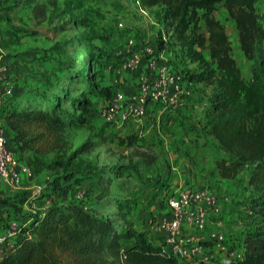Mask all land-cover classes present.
Instances as JSON below:
<instances>
[{"label":"rangeland","instance_id":"obj_1","mask_svg":"<svg viewBox=\"0 0 264 264\" xmlns=\"http://www.w3.org/2000/svg\"><path fill=\"white\" fill-rule=\"evenodd\" d=\"M255 7L260 22L264 23V0ZM215 17L225 26L231 56L241 76L249 80L253 61H248L241 52L235 25L222 5L217 6ZM130 41L136 50L141 45L155 47L156 54H162V61L191 87L192 94L181 111L185 115L168 116L171 113L166 110L158 119L155 114L119 128L105 122L103 110L114 93L125 92L127 86L128 72L120 69L125 58L117 52L127 49ZM98 51L108 58L98 60ZM203 54L207 57L206 52ZM125 56L127 59L129 53ZM0 58L10 67L15 94L34 93L45 106V99H54L59 92L48 86L52 83L64 91L67 89L72 98L80 97L89 104L87 112L79 116L78 108L64 100L63 107L76 119L75 125L65 131L64 150L56 155H21L32 171V176L18 185L17 197L29 200L26 215L42 212L51 201L48 196L39 199L43 189L50 183L67 187L71 175L84 184L76 199L69 203L85 198L87 204L97 209L115 212L112 205L103 206L95 198L96 178L108 179L111 196L123 199L132 210L139 208L144 212L157 195L154 183H165L172 162L209 167L214 160L227 157L205 133L214 89L196 79L203 66L188 59L185 51L170 39L162 8H154L146 15L140 13L136 0H0ZM42 59H48L46 64ZM205 143L210 152L195 157ZM142 152L153 156L155 162L146 166L138 157ZM74 171L77 173L72 174ZM127 173L138 178L128 177ZM248 173L245 168L235 180L217 184L224 249L205 264H235L242 258L244 238L259 223L256 196L246 185ZM53 199L61 202L60 197ZM146 215L151 220L156 217L151 210ZM132 224L138 226L140 221Z\"/></svg>","mask_w":264,"mask_h":264},{"label":"trees","instance_id":"obj_2","mask_svg":"<svg viewBox=\"0 0 264 264\" xmlns=\"http://www.w3.org/2000/svg\"><path fill=\"white\" fill-rule=\"evenodd\" d=\"M260 1L136 0L145 10L162 8L170 39L185 51L188 59L203 66L196 79L214 89L205 133L227 155L213 162L217 177L232 181L245 168L249 169L246 185L256 196L260 219L253 233L244 238L242 258L235 264H264V23L255 7ZM218 5L234 23L244 57L253 61L249 80L243 79L231 56L225 26L215 17ZM97 56L98 60L108 58L101 51ZM42 61L46 64L48 59ZM48 86L59 92L54 99L44 98L45 106L34 93L15 94V86L13 96L0 106L8 142L18 153L33 157L58 154L66 144V129L74 126L76 120L63 107L64 100L78 108L79 116L88 110L85 99L72 98L67 89L56 84ZM138 157L146 166L155 162L149 153H138ZM73 176L67 180V187L50 183L43 189L39 199L48 196L50 203L42 212L27 214L17 221L19 233L4 248L0 264H183L155 247L144 232L133 226L128 217L133 207L111 196L108 179L96 178L95 198L103 206L112 205L115 212L97 209L85 198L69 203L84 184ZM127 176L138 178L134 173ZM164 180L165 183L155 182L153 186L165 187L168 178ZM53 196L60 197L61 202ZM25 201L18 200L19 204ZM14 210L19 209L14 206Z\"/></svg>","mask_w":264,"mask_h":264},{"label":"built area","instance_id":"obj_3","mask_svg":"<svg viewBox=\"0 0 264 264\" xmlns=\"http://www.w3.org/2000/svg\"><path fill=\"white\" fill-rule=\"evenodd\" d=\"M138 7L141 12L144 11L140 6ZM118 26L123 27L121 23ZM135 48L136 46L130 41L127 49L117 52L118 56L123 55V57L129 53L120 69L136 70L140 68L143 57L148 56L150 57L148 69L155 71L156 78L152 80L149 74L143 75L137 90L130 95H126L123 90L114 93L103 110V117L106 123L117 128L132 120L141 122L146 119L153 105L160 106L161 109L183 107L186 99L191 96V90L177 71L165 62L157 65V60L163 56L156 54L155 47L141 45L140 50ZM13 94L14 80L10 74V67L0 58V106ZM31 176V169L20 163L9 148L6 129L0 121V185L18 187L22 177ZM166 202L171 215L161 218L156 223L163 238L161 250L165 254L181 262L193 259L196 262H206L211 257L208 244H214L217 250L224 249L221 246L225 241L222 232L223 223L218 219L220 208L214 193L206 189L182 187L168 197ZM211 219L214 221L210 222ZM19 227L17 221H11L0 231V259L4 255V248L9 246L19 233ZM186 229L190 231L189 234L184 232Z\"/></svg>","mask_w":264,"mask_h":264},{"label":"crops","instance_id":"obj_4","mask_svg":"<svg viewBox=\"0 0 264 264\" xmlns=\"http://www.w3.org/2000/svg\"><path fill=\"white\" fill-rule=\"evenodd\" d=\"M138 6V5H137ZM154 9V8H153ZM153 9H147L143 12L140 11L142 14H146L149 11H152ZM126 58L125 56L122 57ZM150 57L144 56L142 60V64L140 68L133 70V71H127L128 74L126 76L127 80V86L125 88L126 95H130L133 92H135L138 88V83L140 78L143 75L149 74L150 78L152 80H155L156 75L155 71H150L148 69V61ZM125 60V59H124ZM163 57L161 59L157 60V65L163 64L162 61ZM192 94V89L189 87ZM185 105H188V103H185ZM185 108H169V109H161L160 106L153 105L152 108L148 111L147 116H156L157 119L159 116L167 110L168 113H171L168 116H182L185 115L184 113H181L182 110ZM2 123H4L2 120H0ZM8 136L10 135V131L7 129ZM169 138V137H168ZM170 140V139H169ZM168 140V141H169ZM9 148L13 151L15 156L20 160V163L23 165H27V160H23L21 158V155H25L24 153H18L16 152V149L12 143H9ZM203 152L209 153V146L207 143L203 144L201 149L195 154V157L198 158V155L203 154ZM208 155V154H207ZM208 157V156H206ZM212 173V176L210 175ZM168 178V181L166 183V186L163 188L156 187L154 189V192H157V195L153 201L148 202L150 205V208L148 210H145L144 212L142 209H134L130 213V219L132 222L140 221V224L138 226H134L137 230L142 231L146 234L150 242L157 248L161 249V246L163 244V238L160 233V231L157 229L156 223L158 220H160L163 217H169L171 215V210L167 205V199L171 195H174L178 188L182 187H191L195 186L197 188L194 189H206L215 192L216 196L219 197L220 192H218L217 184H222L225 181L221 180L217 177L216 172L214 171V165L212 164L209 167H205L204 164L202 165H193L190 163L179 162V163H173L171 164V171L166 176ZM26 177H22V181H24ZM20 191L19 187H14L8 184H1L0 185V231L3 230L9 222L11 221H18L20 218H23L26 215L27 207L26 204L29 202V200H26L24 204H19L18 200L20 198L17 197L18 192ZM32 206H34V203H31ZM14 206L18 207V211L14 210ZM45 209V208H42ZM153 212V214L156 216L154 220H151L150 218H147L146 212L150 211ZM24 219V218H23ZM184 232L190 233L189 230H185ZM208 247L210 249L211 257L217 256L220 254V251L215 248V246L208 244ZM183 264H205L206 262H196L195 259L193 260H187L182 261Z\"/></svg>","mask_w":264,"mask_h":264}]
</instances>
